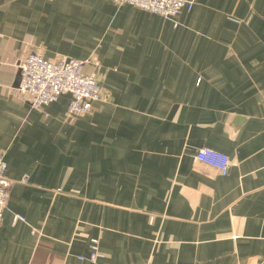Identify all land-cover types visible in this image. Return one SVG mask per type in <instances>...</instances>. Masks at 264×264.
I'll return each mask as SVG.
<instances>
[{"label":"crops","instance_id":"1","mask_svg":"<svg viewBox=\"0 0 264 264\" xmlns=\"http://www.w3.org/2000/svg\"><path fill=\"white\" fill-rule=\"evenodd\" d=\"M176 20L0 0V264H93L79 260L93 238L96 264H264V0H197ZM32 53L85 61L108 100L34 109L17 91ZM204 147L227 176L196 161Z\"/></svg>","mask_w":264,"mask_h":264},{"label":"built area","instance_id":"2","mask_svg":"<svg viewBox=\"0 0 264 264\" xmlns=\"http://www.w3.org/2000/svg\"><path fill=\"white\" fill-rule=\"evenodd\" d=\"M118 5H130L154 15L174 21L183 11L191 12L197 0H111ZM85 61L74 58H61L56 61L47 60L42 55L32 53L23 58L19 64L20 83L17 91L24 96L34 109L45 108L70 95L67 113L70 117L85 116L92 112L94 105L108 100V94L100 86L95 74H86ZM196 161L217 169L221 175L230 172V158L211 148L198 150ZM7 162L5 154L0 153V227L4 211L11 195L13 182L5 175ZM28 177L22 179L27 182ZM14 222H25L22 215H15ZM105 258L97 238L91 239L90 253L87 257L79 256L81 261L96 264Z\"/></svg>","mask_w":264,"mask_h":264},{"label":"water","instance_id":"3","mask_svg":"<svg viewBox=\"0 0 264 264\" xmlns=\"http://www.w3.org/2000/svg\"><path fill=\"white\" fill-rule=\"evenodd\" d=\"M19 83H20V78L18 79V86H19ZM65 97H67V98L70 99V95H67V96H65Z\"/></svg>","mask_w":264,"mask_h":264}]
</instances>
